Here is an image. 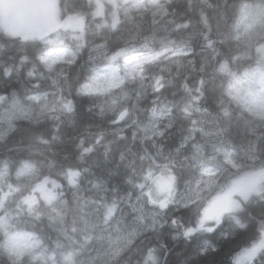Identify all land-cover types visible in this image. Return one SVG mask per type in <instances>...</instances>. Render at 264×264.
Here are the masks:
<instances>
[{"label": "snow or ice", "instance_id": "1", "mask_svg": "<svg viewBox=\"0 0 264 264\" xmlns=\"http://www.w3.org/2000/svg\"><path fill=\"white\" fill-rule=\"evenodd\" d=\"M168 255L264 264V0H0V264Z\"/></svg>", "mask_w": 264, "mask_h": 264}, {"label": "clouds", "instance_id": "2", "mask_svg": "<svg viewBox=\"0 0 264 264\" xmlns=\"http://www.w3.org/2000/svg\"><path fill=\"white\" fill-rule=\"evenodd\" d=\"M75 216V211L73 210V212H70L69 215H68V223H71L73 221V218ZM177 249H171L170 251L171 252H175ZM170 259H179V257H175V256H172V255H168L165 257V262L164 264H167V261L170 260ZM130 264H135V260L133 259L132 261H130Z\"/></svg>", "mask_w": 264, "mask_h": 264}, {"label": "trees", "instance_id": "3", "mask_svg": "<svg viewBox=\"0 0 264 264\" xmlns=\"http://www.w3.org/2000/svg\"><path fill=\"white\" fill-rule=\"evenodd\" d=\"M178 250V249H177Z\"/></svg>", "mask_w": 264, "mask_h": 264}]
</instances>
